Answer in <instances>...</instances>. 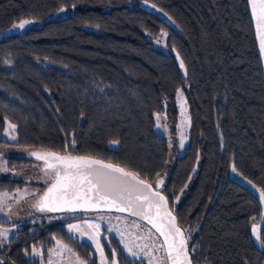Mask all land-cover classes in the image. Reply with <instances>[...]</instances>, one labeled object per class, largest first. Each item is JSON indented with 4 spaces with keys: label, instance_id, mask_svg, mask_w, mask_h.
<instances>
[{
    "label": "trees",
    "instance_id": "obj_1",
    "mask_svg": "<svg viewBox=\"0 0 264 264\" xmlns=\"http://www.w3.org/2000/svg\"><path fill=\"white\" fill-rule=\"evenodd\" d=\"M140 1L0 0V135L7 118L18 126V147L62 151L74 140V155L126 166L153 184L160 173L169 205L180 196L174 214L190 236L192 264H264V248L251 234L261 204L230 178L236 167L264 190V75L248 0H146L166 12L182 35L139 7ZM61 7L71 13L44 21ZM24 19L42 24L3 34ZM156 38L166 50L155 47ZM177 88L185 95L190 127L170 165L154 113L167 111L175 119ZM14 160L19 166L32 161ZM23 184L0 177V191ZM53 237L96 264L89 257L92 246L74 239L63 223L22 225L0 251V264H39L31 250L41 248L45 260ZM120 264H127L123 254Z\"/></svg>",
    "mask_w": 264,
    "mask_h": 264
},
{
    "label": "snow or ice",
    "instance_id": "obj_2",
    "mask_svg": "<svg viewBox=\"0 0 264 264\" xmlns=\"http://www.w3.org/2000/svg\"><path fill=\"white\" fill-rule=\"evenodd\" d=\"M248 4L256 24L259 53L264 57V0H248ZM152 7L155 8V5ZM64 10L63 7L59 9L61 12ZM169 19L171 20V17ZM32 22L24 19L14 27L24 29ZM177 59H180L179 54ZM4 63L10 64L11 61L5 60ZM184 67V62L181 60L180 68ZM177 97L183 101V91L180 88H177ZM185 103L180 104L182 116L187 112ZM159 120L160 117L157 115V127L161 126ZM4 123L7 126L3 135L9 141H16L17 124L7 118ZM163 127L167 129L166 124ZM186 139L187 137L181 132V147ZM111 143L117 144L118 141L113 140ZM10 146L0 144V172L12 171L14 175H20L21 173L14 168L10 169L8 161L4 159V149ZM74 147L73 140L71 144L65 143L62 151L28 150L29 157L41 162L33 164L32 167L39 170L35 178L42 181L45 188L16 189L14 194L0 192V213L11 217L14 214L12 211L14 205H20L22 202L28 203L30 207L41 213L95 212L97 215L93 219L84 221L86 227L81 224H69L68 232L77 233L81 238L86 237L91 242L95 252L89 253V257L98 254L99 264H120L121 254L124 255L127 264H134L135 261L140 260H147V264H192L188 247L190 236L187 230L180 227L178 217L174 214L180 196H176V200L171 206L169 205V200L162 191L165 180L160 173L156 174L153 184L148 177H142L139 172L126 166L105 162L91 154L74 155L71 151ZM232 172L237 176L241 175L236 167L232 168ZM248 183L252 184L250 180ZM252 187L259 193L260 202L264 204V190L256 188L254 184ZM183 191L184 189H181V194ZM106 212L127 213V216L111 217L104 215ZM128 217L137 219L129 224ZM113 219L118 223L113 224L111 222ZM140 221H145L146 224L151 225V228L145 230V225ZM100 222L107 225V228H102ZM15 228V224L11 228L0 226V246L9 240V234ZM108 233H114L119 238V251L111 245V237L107 235ZM252 233L260 242V247L264 248V238L255 223ZM101 238L108 242L110 254L105 253V245L101 243ZM53 239L55 246L48 249V264H54L52 256L64 258L67 264H89L88 258H82L67 243L56 237ZM194 250L193 246L192 251ZM32 254L41 255L35 247L32 249Z\"/></svg>",
    "mask_w": 264,
    "mask_h": 264
},
{
    "label": "rangeland",
    "instance_id": "obj_3",
    "mask_svg": "<svg viewBox=\"0 0 264 264\" xmlns=\"http://www.w3.org/2000/svg\"><path fill=\"white\" fill-rule=\"evenodd\" d=\"M70 13H71V9L70 10L65 9L62 12L59 11V9H58L54 13L49 14L44 19V21L49 20V19L61 18V17H64ZM28 20H31L33 22L26 25L24 29H19V28L14 27V25L18 23V22H15L12 25H10V27H8L4 31L3 34L10 35V34L21 33L27 28L38 27L42 24V21H37L34 19H28ZM154 45L158 49L166 50V47L164 45L163 40H161L159 38L154 39ZM182 102H186L184 93H183V101H182V100L178 99L177 91H176L175 108H176L177 113H176L175 119H172L171 117L169 118L167 111H159V112L154 113V122H155L154 130L157 133H160L163 136H165L167 139L168 163L170 165L174 162V160L178 156L181 155L184 146L188 142V132H189V127H190L188 107H187V103H185V107L187 109V112H186L185 116H182L181 115V109H180V104ZM164 107H165V105H164ZM157 115H159V117H160V120H159V123L161 125L160 127H157ZM165 124L167 125L166 130L163 127ZM6 126L7 125L5 124V127ZM181 132H183V134L187 137V139L184 141L183 147H181V145H180ZM0 139H3L7 142V143H1L0 142V144L11 145L10 147H7L4 149V159L8 161L9 168L10 169L14 168L15 171L21 173L20 175H14L12 171H9L6 173L0 172V177H6V178L14 179V180L24 181V184L21 187H18L16 189L28 188L29 190H37V189L43 190L45 188V184L42 181H39L35 178L36 175L38 174L39 170L32 167L33 164H37V163H41V162L35 161V159L33 157H30L32 159V161L29 164L19 166V165H16L17 162L14 160V158H19L22 156H28L27 151L28 150H35V149L18 147L15 145L16 141H9L7 139V137H5L3 134L0 135ZM10 163H14V164H10ZM16 189H14L13 191H10V192H8V191H0V192H8L10 194H14ZM9 202L12 203V201H9ZM12 211L14 214L11 217H8L5 214L0 213V226L11 228L13 224L16 225L15 230L9 234V239H10V237H12L17 232V230L22 225L27 224V223L31 224L32 226H35V225L41 224V223H45L47 225L63 223L65 231L69 235H71L74 239H76L78 242H86V243L91 245V242L86 237L81 238L79 236V234H77V233L70 234L68 232V225L69 224H81L82 226L86 227V225H84V221L93 219L97 215V213H95V212L78 211L75 213H66V212H45V213H41V212H37L35 209L30 207L29 204L26 202H22L20 205H14ZM104 215L111 216V217H115L117 215L127 216V213L121 214V213H116V212H111V213L106 212V213H104ZM136 219H137L136 217H128V223L130 224L131 221L136 220ZM111 222L113 224L118 223L115 219H113ZM100 223L102 225V228H107V225H105L103 222H100ZM140 223L145 225V230L151 228V225L146 224L145 221H140ZM121 227H123V225H121ZM152 231L155 232L154 229H152ZM107 235L114 236L119 242V238L114 233H108ZM101 239H103V238H101ZM8 241H6L2 246H0V251L7 247ZM101 243H102V241H101ZM54 246H55V240H54L53 244L50 246V248H53ZM37 249L40 251L41 255H33L32 250H31L29 256L31 258L39 260V264H48V261H49L48 250H47V255L45 257V260H43L41 248H37ZM92 250H93L92 253H94L95 252L94 246H92ZM95 258H96V264H99L98 254L95 255ZM52 260L54 261V264H67V261L62 257L52 256ZM140 261L143 262L144 264H147V260H140Z\"/></svg>",
    "mask_w": 264,
    "mask_h": 264
},
{
    "label": "water",
    "instance_id": "obj_4",
    "mask_svg": "<svg viewBox=\"0 0 264 264\" xmlns=\"http://www.w3.org/2000/svg\"><path fill=\"white\" fill-rule=\"evenodd\" d=\"M152 5H155L149 1L146 0H141L139 2V7L146 9L150 12H152L157 18H159L163 23H165L169 28H171L173 31H175L176 33H178L179 35H182L180 29L178 28V26L173 23V20L169 19L168 14L165 15L166 12H164L161 8H159L158 6L155 5V8L152 7ZM159 9V10H158ZM249 12H250V16H251V7L249 5ZM251 21H252V25H253V30H254V36H255V41H256V46H257V51H258V56L260 58L261 61V66H262V70H263V75H264V57H261L260 53H259V41L257 39V34H256V24L254 19L251 16ZM172 54L174 56L175 62L177 64L179 73L181 75V77L183 78L184 82L187 83L188 81V75H187V70L186 67H184L183 69L180 68V61L182 60L180 55V59H177V54L178 52L173 48L172 49ZM186 72V75H185ZM37 150V149H35ZM28 157V156H25ZM30 158V157H29ZM232 168L230 169V178L234 181H236L237 183H239L240 185H242L243 187H245L246 189H248L260 202V198H259V193L256 191L255 188L252 187V184H249L247 180H245L244 178H242L241 176H237L235 173L232 172ZM261 204L262 207V211H261V218L259 220V222L256 224L259 228H260V232H262L263 228H264V204ZM251 234H252V238L254 240V242L259 245V241L256 240L255 236L252 233V229H251Z\"/></svg>",
    "mask_w": 264,
    "mask_h": 264
}]
</instances>
